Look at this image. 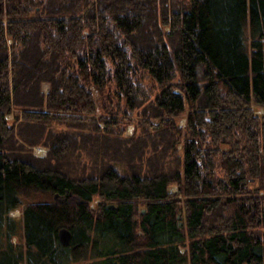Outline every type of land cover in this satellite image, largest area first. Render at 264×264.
I'll use <instances>...</instances> for the list:
<instances>
[{"label": "trees", "instance_id": "1", "mask_svg": "<svg viewBox=\"0 0 264 264\" xmlns=\"http://www.w3.org/2000/svg\"><path fill=\"white\" fill-rule=\"evenodd\" d=\"M0 264H264V0H0Z\"/></svg>", "mask_w": 264, "mask_h": 264}, {"label": "rangeland", "instance_id": "2", "mask_svg": "<svg viewBox=\"0 0 264 264\" xmlns=\"http://www.w3.org/2000/svg\"><path fill=\"white\" fill-rule=\"evenodd\" d=\"M108 66H109L110 69L113 68L111 62H110V63L108 62ZM143 76H144V75H143ZM175 81L178 82L177 80H175ZM141 83H143V85H146V86H147V88H148L147 91H148L149 94H151V96H152V95H154V96L156 95V93H157V91H156L157 86H154L155 88L150 89V88L153 86V84H154V82H152V78H149L148 75H145V76L141 79ZM110 84L113 85L112 82H110ZM42 87H43V90H44L45 92L48 91V88H49V87H47L46 85H43ZM90 89L94 92V96L96 97V99H98V98H102L101 101H102L104 104H106V102H109L110 99H112L111 97H107V98L104 100L103 97L97 95V94H99V90H98V88H97L96 86H92V87H90ZM177 92H178V91H177ZM100 93H102V94H106V93H108V90L105 89L104 91H100ZM123 101H124V100H123ZM123 101H121L120 104H122ZM123 104H124V103H123ZM112 105H113V103L111 104V106H112ZM111 106L107 107V105H106L105 107H107V109H109V112L111 111V113H113L114 110H112V107H111ZM121 106H122V105H121ZM122 107H124V106H122ZM255 110H256V112H258V113H260V114H263L262 110H260L258 107L255 108ZM123 113H124V114H123ZM126 113H127V112H126V108H122L121 111L116 112L117 115H115V118H119V120H120V127H123V124H125V125H124V126H125V127H124V129H125L124 136L127 137V138H130L131 135H132L133 132H134V126H135L136 121L138 120V117H136L135 114H131V115L128 114V115H126ZM15 114H16V112H15ZM15 114H10L8 117H6L7 122L11 123V122L13 121L14 117H15ZM129 115H130V117H129L130 120L124 121ZM109 118H111V117L109 116ZM177 121H178V126L181 127V128H184V125H185V122H186V118H185V116H182V117H179V118L177 117ZM138 132H140V129H138ZM179 147H180V145L177 146V148H179ZM39 149H40V151H39ZM47 153H48L47 148H45V147H43V146H41V147L39 146V147H34V148H32V155H33L34 157L38 158V159L46 157ZM86 161H87V160L83 159V162H82L81 164H85ZM81 164H79V166H80ZM74 166H77V165L74 164V165H73V169L75 168ZM80 167H81V166H80ZM257 185H258L257 183H253V187H255V186H257ZM171 191H172V192H175V189L172 188ZM31 199H32V198H31ZM59 200H60V199H59ZM64 200H65V199H64ZM53 201H58V199H56V200L53 199ZM68 201H75V200L72 199V198H69ZM98 202H100V201H99L98 199H96L94 202H92V203L90 204V208H91L92 210H95L96 205L99 204ZM9 215H10L11 218L16 219L17 221H21V218H22V216H23V214L21 213L20 210L12 211V212L9 213ZM19 234H20V233H19ZM16 240H17V239H16Z\"/></svg>", "mask_w": 264, "mask_h": 264}, {"label": "water", "instance_id": "3", "mask_svg": "<svg viewBox=\"0 0 264 264\" xmlns=\"http://www.w3.org/2000/svg\"><path fill=\"white\" fill-rule=\"evenodd\" d=\"M54 199L55 200L58 199L57 195L54 197ZM59 201L63 202V199H60ZM57 236H58V240H59L60 244L63 247L69 246L72 235L70 234V232L67 228L66 229L63 228V229L58 230Z\"/></svg>", "mask_w": 264, "mask_h": 264}, {"label": "bare ground", "instance_id": "4", "mask_svg": "<svg viewBox=\"0 0 264 264\" xmlns=\"http://www.w3.org/2000/svg\"><path fill=\"white\" fill-rule=\"evenodd\" d=\"M64 200V199H63ZM63 229V228H62ZM70 232V231H69ZM70 234H71V232H70Z\"/></svg>", "mask_w": 264, "mask_h": 264}, {"label": "built area", "instance_id": "5", "mask_svg": "<svg viewBox=\"0 0 264 264\" xmlns=\"http://www.w3.org/2000/svg\"><path fill=\"white\" fill-rule=\"evenodd\" d=\"M39 151H40V149H39Z\"/></svg>", "mask_w": 264, "mask_h": 264}]
</instances>
